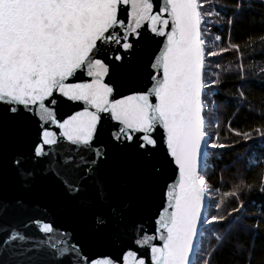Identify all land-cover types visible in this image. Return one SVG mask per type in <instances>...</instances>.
I'll use <instances>...</instances> for the list:
<instances>
[{
  "label": "snow or ice",
  "instance_id": "obj_1",
  "mask_svg": "<svg viewBox=\"0 0 264 264\" xmlns=\"http://www.w3.org/2000/svg\"><path fill=\"white\" fill-rule=\"evenodd\" d=\"M255 4L264 6V0H237L227 26ZM225 7L214 0H0V124L29 122L39 141L31 156L9 161L24 194L0 195V264H193L194 251L196 264H212L226 249L243 252L251 264L257 240L264 239L260 215L245 224L252 217H240V201L226 215L202 219L210 192L204 170L216 156L204 149L232 147L208 131L219 103H226L216 99L221 81L209 75L218 62L208 59L229 50H212L221 36L213 38L211 29L223 20ZM154 37L165 38L162 47L137 50ZM85 73L87 81L68 82ZM236 99L245 103V92ZM72 102L85 107L58 116L63 105L74 109ZM255 131L264 142V129ZM106 133L115 146L134 147L142 158L140 186L123 173L117 179L107 175L108 153L101 150ZM62 141L76 151L61 155ZM96 142L101 147L94 149ZM165 164L175 165V179L164 181L149 235L132 218L150 210ZM37 175L50 179L78 209H103L94 212L89 239L76 242L73 233L27 216V193ZM250 187L241 183L225 195L238 199ZM33 226L35 234L28 231ZM198 235L206 237L208 249H196Z\"/></svg>",
  "mask_w": 264,
  "mask_h": 264
},
{
  "label": "trees",
  "instance_id": "obj_2",
  "mask_svg": "<svg viewBox=\"0 0 264 264\" xmlns=\"http://www.w3.org/2000/svg\"><path fill=\"white\" fill-rule=\"evenodd\" d=\"M218 5H225L220 9L223 20L211 29L212 36L220 35L221 40L215 42L212 50L227 48L220 56L209 57L218 63L213 64L209 75L221 81L219 85V111L210 128L209 133L215 137L219 135L220 142L232 145L226 149H210L215 157H210V163L205 178L210 192L207 194L208 210L205 217L212 214L226 215L242 201L245 205L240 217L250 216L244 220L252 225L261 216L260 224L264 229V193L259 192V186L264 182V142L261 141L256 129H264V6L253 5L252 11H245L238 17L234 25L227 26L225 21L231 16L230 9L237 0H214ZM215 12L216 9H210ZM213 21L217 18L212 17ZM230 45H238L239 51ZM241 76L244 79H241ZM241 85L244 87L242 88ZM238 91H244L246 102L237 103ZM251 133L252 139L244 140L234 134V131ZM243 183L251 186L244 188L237 197L226 196L236 190V186ZM223 198L220 209L216 204ZM235 216V214H234ZM247 240L248 237L244 236ZM208 249L206 237L200 236L198 249ZM256 252L252 253L251 264H264V239H258ZM207 257V252L204 253ZM198 260L197 254L193 264ZM212 264H247L245 254L226 249L217 252L212 257Z\"/></svg>",
  "mask_w": 264,
  "mask_h": 264
},
{
  "label": "water",
  "instance_id": "obj_3",
  "mask_svg": "<svg viewBox=\"0 0 264 264\" xmlns=\"http://www.w3.org/2000/svg\"><path fill=\"white\" fill-rule=\"evenodd\" d=\"M162 3V0H159ZM154 11L156 8L154 7ZM122 16L124 13H121ZM151 37V34L149 33ZM164 37H154L151 39H144L142 45L137 46L138 51L157 50L158 47H162ZM89 78L86 73L82 76L77 74L76 78H70L68 82H85ZM74 109L67 105H63L58 110V116H65V113L71 114L73 110L80 111L85 107L81 102H72ZM106 115V114H105ZM51 131L57 133L59 138V130L52 126ZM162 130H158L156 135L159 136ZM103 145L106 148L101 147L100 142L94 144L96 147H101L102 151H107V163L104 165L107 175L112 179H117L121 174H125L126 179L133 186H140L144 179V162L142 158L137 154L134 147H127L125 145L115 146V142L110 140L107 133L102 138ZM39 143L37 139V133L35 126L29 122H4L0 124V195L4 197H14L22 195L19 188V184L15 177V173L12 170L9 161L12 157L26 158L33 154V145ZM64 147L61 150V155L74 153L76 146H71L67 141H62ZM49 146H45V151H50ZM207 151V149H204ZM159 155V154H158ZM175 165L165 164L164 174L160 180L154 186L155 199L150 206V210L143 216H134L132 219L137 226L143 224L147 234H154V218L152 213L155 212L156 207L160 203V194L163 189L164 181L173 183L175 176L173 170ZM203 169V163L201 165ZM205 171V170H204ZM178 176V172L176 173ZM27 198L31 202L32 207L29 209L27 216H31L37 219H42L45 222H51L53 227L60 231H68L73 233V239L76 242H84L89 239L93 234V215L94 212L103 211L101 208L92 210L78 209L74 203L68 201L62 191L48 178L37 175L35 183L31 192L27 193ZM208 210L207 197L204 202V208L202 212V219L206 216ZM26 219L27 217H22ZM201 230L203 225L200 226ZM28 231L35 234V227H31ZM131 234V225H130ZM42 235V234H41ZM53 238L57 236V233L51 234ZM200 236L198 235L194 241L196 249H198ZM157 245H160L158 239L154 241ZM89 248H94L93 245H88ZM104 250H111L105 248ZM196 251L191 255L193 261ZM150 259V257H148ZM65 264L67 262L65 261Z\"/></svg>",
  "mask_w": 264,
  "mask_h": 264
},
{
  "label": "rangeland",
  "instance_id": "obj_4",
  "mask_svg": "<svg viewBox=\"0 0 264 264\" xmlns=\"http://www.w3.org/2000/svg\"><path fill=\"white\" fill-rule=\"evenodd\" d=\"M210 149H207V151H209ZM207 171V169L205 170V172Z\"/></svg>",
  "mask_w": 264,
  "mask_h": 264
}]
</instances>
